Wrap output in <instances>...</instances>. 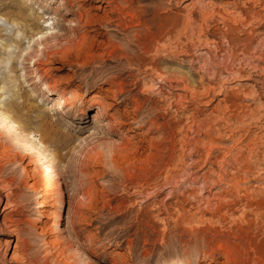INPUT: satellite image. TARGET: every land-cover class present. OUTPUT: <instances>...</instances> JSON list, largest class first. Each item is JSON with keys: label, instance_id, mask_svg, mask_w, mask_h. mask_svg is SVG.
<instances>
[{"label": "rangeland", "instance_id": "rangeland-1", "mask_svg": "<svg viewBox=\"0 0 264 264\" xmlns=\"http://www.w3.org/2000/svg\"><path fill=\"white\" fill-rule=\"evenodd\" d=\"M0 77V264H264V0H0Z\"/></svg>", "mask_w": 264, "mask_h": 264}, {"label": "bare ground", "instance_id": "bare-ground-1", "mask_svg": "<svg viewBox=\"0 0 264 264\" xmlns=\"http://www.w3.org/2000/svg\"><path fill=\"white\" fill-rule=\"evenodd\" d=\"M60 4H65V3L63 2V3H60ZM81 19H82V22L84 24H89L90 21L92 20V17L85 16V15L81 14L79 11H76L75 21L76 22H79ZM39 70H40V68L37 65H35V68L32 69L33 72L31 71L30 73L29 72L28 73H24L25 74V78L27 80L28 79L30 80V84L40 85V89L42 91H49V87L46 84V82L45 81L42 82L41 79H40V77H39V75L36 76V74H37V72ZM142 73H143L142 75H144V76L146 75V72H142ZM230 75H231V80H234L235 79L238 82H242L244 80H248L247 78H244L245 76L243 77L241 75V72H236L234 75L230 73ZM161 82H163L162 84L166 83V81L163 80V79H161ZM155 89H158V87H156ZM206 91H209V89H207ZM104 92L107 93V94H112V91L110 89H106V90L104 89ZM190 92H192V91H190ZM118 94L121 95L122 92L119 91ZM194 95H195V93H194ZM228 96H229L228 94L225 96V98H226L225 100H227ZM52 104L53 105L51 106L50 109L53 110V111H59V110H62L63 111V109L65 107H67V109L65 110V113L67 111H73L72 106L68 105L66 99H61L60 98L58 100L53 101ZM24 105L25 104L23 103L21 107H24ZM104 105H105V103H104L103 100H101L100 95L93 96V101L91 102V106L97 107V112H96V114L93 115L92 119L94 121H98V122L106 121L105 122V125H103L104 129L107 130L109 132V134H113L115 137H117V140H112L113 142H111L110 145H109L112 149H115V150L125 149L126 150L128 148V144H130V141H132V140H134L136 138V136L134 134H136V130H137L138 127H136L137 126L136 125L133 128H129L128 127L125 130H122V128L129 126L130 123H132V124L135 123L136 120L134 118H129L128 116L124 118L120 114H118L117 117H116L115 116L116 114L108 113V111L110 109L109 108H105ZM232 107L234 108L235 106L233 105ZM29 108L31 109V107H29ZM134 108L136 109L137 106L135 105ZM227 110H230V107H227ZM83 115H84V111L81 112V116H83ZM34 118L35 119H39V125L40 126H43L44 125V127L46 126L48 128H52L53 122H50L47 118H43V117L40 118L38 116H35ZM115 118H117L116 119V122L113 123V124H111V120L113 121V119H115ZM263 119H264V117H263ZM30 123H31V117L30 116H27L26 117V121H25V123L23 125V128L22 127L15 128L13 125L10 124V120H9L8 117H6V116H0V132H1V134L4 133V132L5 133L7 132V136L12 138L13 142L15 143V146L17 147V150H21V151H24L25 152V155H24L25 157L29 158L30 156H36L38 158V161L36 162L37 163L36 165H39L40 166L39 169H35V170H32L30 168L27 169V177L32 182L30 186H31L32 190H35L34 189L35 185L33 183L34 182V177H33V174L32 173L35 172L37 175H40V174H43V173L46 174V175H49V173H50V164H48V161H46L45 157L42 154H40V152L36 151V149H34L33 146L28 143V139L26 137H24L22 135V133H21V132H24V130H26L25 128L27 127V125H30ZM120 134H122L123 136L120 137ZM129 134H130V136H128ZM233 135L231 134L230 136H233ZM239 143H242V141L239 142ZM236 144H237V142H236ZM154 146L149 145L148 146V149L149 150H151V149L154 150L155 149ZM93 148L94 147H91L90 150H89V152H85L83 154V158H86L87 156H89L88 154L90 153V151ZM217 148H220V147H217ZM9 153H10L9 147L4 148L3 154L4 155H8ZM47 179L50 180L48 178V176H47ZM3 183H5L4 180H1L0 179V190H1L2 193H4V198H5V201H6L5 206H7V204H10L9 202H10L11 194L12 193H11V190H10L9 185L7 183H5L4 185H2ZM9 224H11V222H9ZM10 227H11V225H8L6 228L9 229ZM11 232H12V230H11ZM12 235L13 236H16V234H12ZM62 251H64V250H62ZM111 252L113 253V255L120 256V253L115 252L114 250L111 251ZM20 264H26V263H20Z\"/></svg>", "mask_w": 264, "mask_h": 264}]
</instances>
